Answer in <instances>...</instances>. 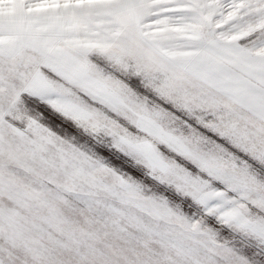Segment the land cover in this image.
I'll use <instances>...</instances> for the list:
<instances>
[{
	"label": "snow or ice",
	"instance_id": "6c2138e0",
	"mask_svg": "<svg viewBox=\"0 0 264 264\" xmlns=\"http://www.w3.org/2000/svg\"><path fill=\"white\" fill-rule=\"evenodd\" d=\"M100 9L106 24L85 46L121 66L124 86L89 77L83 63L81 82L124 121L112 131L119 150L95 147L131 179L102 183L91 169L103 165L75 156L61 166L84 179L90 204L126 206H107L116 225L145 228L138 209L194 242L206 238L208 254L193 249L192 264H264V0H106ZM133 156L141 166L123 163ZM11 187L0 172V188Z\"/></svg>",
	"mask_w": 264,
	"mask_h": 264
},
{
	"label": "rangeland",
	"instance_id": "374dc122",
	"mask_svg": "<svg viewBox=\"0 0 264 264\" xmlns=\"http://www.w3.org/2000/svg\"><path fill=\"white\" fill-rule=\"evenodd\" d=\"M104 3L0 0V113L14 104L0 123V172L12 183L0 188V264H192L193 249L203 257L211 247L138 209L145 228L124 219L112 223L107 206H126L110 197L90 204L84 179L61 166L62 158L75 156L103 165L91 169L102 183L112 184L117 174L131 179L95 147L119 150L112 131L122 130L115 120L124 121L81 82L83 63L89 77L124 86L121 66L101 48L85 46L106 24ZM54 51L63 54L50 58ZM57 117L69 124L54 134L46 121ZM123 163L142 165L135 156ZM135 179L145 195L164 202L152 181ZM170 203L179 210V201Z\"/></svg>",
	"mask_w": 264,
	"mask_h": 264
},
{
	"label": "trees",
	"instance_id": "16d2710c",
	"mask_svg": "<svg viewBox=\"0 0 264 264\" xmlns=\"http://www.w3.org/2000/svg\"><path fill=\"white\" fill-rule=\"evenodd\" d=\"M50 113H51V111L50 110H46L45 112H44V118L46 117H49L50 116ZM43 118V119H44ZM42 119V120H43ZM48 122V123H47ZM46 124H47V127L49 128V131H51L52 133H59V129H58V127L59 126H61V127H63V128H68V124L69 123H66L65 122V120H64V118L63 117H57L56 119H54V120H52V119H50V120H47L46 121Z\"/></svg>",
	"mask_w": 264,
	"mask_h": 264
}]
</instances>
